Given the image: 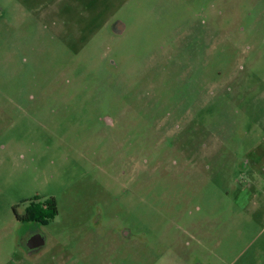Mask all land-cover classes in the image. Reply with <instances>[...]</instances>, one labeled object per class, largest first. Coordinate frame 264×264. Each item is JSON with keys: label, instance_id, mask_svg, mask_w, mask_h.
<instances>
[{"label": "rangeland", "instance_id": "1", "mask_svg": "<svg viewBox=\"0 0 264 264\" xmlns=\"http://www.w3.org/2000/svg\"><path fill=\"white\" fill-rule=\"evenodd\" d=\"M0 264H264V0H0Z\"/></svg>", "mask_w": 264, "mask_h": 264}, {"label": "flooded vegetation", "instance_id": "2", "mask_svg": "<svg viewBox=\"0 0 264 264\" xmlns=\"http://www.w3.org/2000/svg\"><path fill=\"white\" fill-rule=\"evenodd\" d=\"M117 30V29H116ZM118 31V30H117ZM121 32V31H119ZM199 34L196 33L195 35V41H191V42H195V47L192 48L191 50H189L188 47V42H186L185 45L180 46V51L178 50H172V52H179L178 55H180L179 57H177V59H180V63L182 65H185V70L188 69V71L191 73V75L193 76V80L190 82V84L193 86L191 87L192 90H190L189 94L183 93V97H182V101H185V104L183 105L185 108V110L187 109H191L192 111H195V113H197L199 110H201L203 108V93H202V89L201 86L199 85L201 82V78L200 75L202 77V67L201 64L203 63V52L202 49L199 48L198 43L199 41L197 40ZM202 37V34H201ZM190 43V41H189ZM249 48V47H248ZM201 63V64H200ZM240 72H242L244 70L243 65L240 66L239 68ZM200 79V80H199ZM188 84V86L190 85ZM165 105V104H164ZM153 109H155L153 107ZM190 110V111H191ZM153 115L152 117H150V120L146 122V128L147 130H153V124L155 123V117L158 116V113L155 112V110H152ZM194 113V115H195ZM162 115V114H160ZM159 115V116H160ZM193 115V116H194ZM192 116V117H193ZM166 118H168L169 116H165ZM163 119V118H160ZM193 122L192 124L195 122V120L192 118ZM184 125V128L180 129V125H175V130L178 131L177 134H179V137L177 139L182 138V136H184L185 134H187V130H191L193 127V125ZM153 126V127H152ZM167 129L168 127H164V131H162L160 134L162 136H160L159 134L156 136H160V137H167V138H171V143L174 142L175 139V135H170L167 134ZM146 133V132H145ZM153 133H155V131L153 130ZM156 133H159V130H156ZM147 136H143L144 139V143L145 140L147 139ZM146 147V148H145ZM144 147V151L147 149V146ZM139 149L136 151V154L139 153ZM199 152V151H198ZM195 152V153H198ZM136 178V175L134 176ZM26 204V201H24ZM14 213L16 215V219L18 222H20L22 225L27 224L26 227V232H25V237L24 239H22V246L26 251V254L28 257H36L39 255H42L43 251L46 250L47 248V241H48V236L45 235L44 233H42V231L40 230V226L41 227H46L48 226L53 220H55V218L58 216L59 211H58V203L56 201L55 198L50 197V198H46L44 200H41L39 198H35L30 200L24 208V212L22 214H19L17 209H14ZM30 226H29V225ZM33 226V227H31ZM123 234L127 237H130L128 235L127 231H124ZM37 236H41L42 238H44L45 241V245L40 247V248H36L31 250L29 248V242L33 239L36 238Z\"/></svg>", "mask_w": 264, "mask_h": 264}, {"label": "water", "instance_id": "3", "mask_svg": "<svg viewBox=\"0 0 264 264\" xmlns=\"http://www.w3.org/2000/svg\"><path fill=\"white\" fill-rule=\"evenodd\" d=\"M122 30V27L121 29ZM45 245V241L44 238H42L41 236H37L36 238H33L30 242H29V248L31 250L36 249V248H40L42 246Z\"/></svg>", "mask_w": 264, "mask_h": 264}]
</instances>
